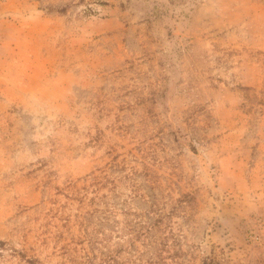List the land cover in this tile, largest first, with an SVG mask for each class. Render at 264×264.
<instances>
[{"label":"rangeland","instance_id":"rangeland-1","mask_svg":"<svg viewBox=\"0 0 264 264\" xmlns=\"http://www.w3.org/2000/svg\"><path fill=\"white\" fill-rule=\"evenodd\" d=\"M0 264H264V0H0Z\"/></svg>","mask_w":264,"mask_h":264}]
</instances>
